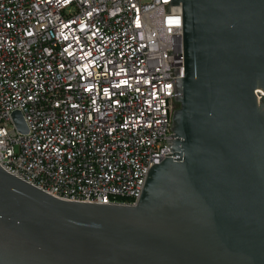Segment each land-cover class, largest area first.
I'll list each match as a JSON object with an SVG mask.
<instances>
[{
	"label": "water",
	"instance_id": "95a60500",
	"mask_svg": "<svg viewBox=\"0 0 264 264\" xmlns=\"http://www.w3.org/2000/svg\"><path fill=\"white\" fill-rule=\"evenodd\" d=\"M173 3L171 152L136 204L61 199L0 165V264H264V0Z\"/></svg>",
	"mask_w": 264,
	"mask_h": 264
},
{
	"label": "built area",
	"instance_id": "2783aa9c",
	"mask_svg": "<svg viewBox=\"0 0 264 264\" xmlns=\"http://www.w3.org/2000/svg\"><path fill=\"white\" fill-rule=\"evenodd\" d=\"M173 1L0 0V165L61 199L136 204L171 152Z\"/></svg>",
	"mask_w": 264,
	"mask_h": 264
},
{
	"label": "rangeland",
	"instance_id": "374dc122",
	"mask_svg": "<svg viewBox=\"0 0 264 264\" xmlns=\"http://www.w3.org/2000/svg\"><path fill=\"white\" fill-rule=\"evenodd\" d=\"M143 1H149V0H143Z\"/></svg>",
	"mask_w": 264,
	"mask_h": 264
}]
</instances>
